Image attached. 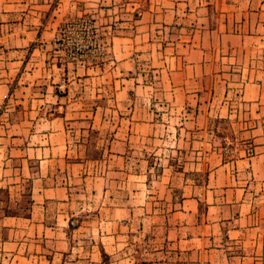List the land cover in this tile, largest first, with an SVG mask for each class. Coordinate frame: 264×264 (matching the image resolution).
<instances>
[{"label": "crops", "instance_id": "crops-1", "mask_svg": "<svg viewBox=\"0 0 264 264\" xmlns=\"http://www.w3.org/2000/svg\"><path fill=\"white\" fill-rule=\"evenodd\" d=\"M0 264H264V0H0Z\"/></svg>", "mask_w": 264, "mask_h": 264}, {"label": "built area", "instance_id": "built-area-1", "mask_svg": "<svg viewBox=\"0 0 264 264\" xmlns=\"http://www.w3.org/2000/svg\"><path fill=\"white\" fill-rule=\"evenodd\" d=\"M55 43L68 61L98 62L108 55L104 36L100 33L95 19L89 15H80L66 19L60 26ZM66 92V82L59 84ZM234 140L227 139L223 153L229 155L234 150Z\"/></svg>", "mask_w": 264, "mask_h": 264}, {"label": "rangeland", "instance_id": "rangeland-1", "mask_svg": "<svg viewBox=\"0 0 264 264\" xmlns=\"http://www.w3.org/2000/svg\"><path fill=\"white\" fill-rule=\"evenodd\" d=\"M89 15V14H88ZM89 16H91V15H89ZM107 57V56H106ZM105 59V58H104ZM103 59V60H104ZM99 62H102V60H100V61H98L97 63H99ZM64 81V80H63ZM62 82V81H61ZM60 90V89H59ZM66 90H68V86H67V83H66ZM61 91V90H60ZM61 92H63V91H61Z\"/></svg>", "mask_w": 264, "mask_h": 264}]
</instances>
